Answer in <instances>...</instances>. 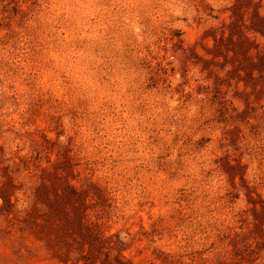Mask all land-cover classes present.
I'll use <instances>...</instances> for the list:
<instances>
[{
    "label": "rangeland",
    "instance_id": "obj_1",
    "mask_svg": "<svg viewBox=\"0 0 264 264\" xmlns=\"http://www.w3.org/2000/svg\"><path fill=\"white\" fill-rule=\"evenodd\" d=\"M0 264H264V0H0Z\"/></svg>",
    "mask_w": 264,
    "mask_h": 264
}]
</instances>
